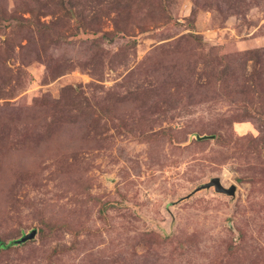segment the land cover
Instances as JSON below:
<instances>
[{
  "label": "rangeland",
  "instance_id": "rangeland-1",
  "mask_svg": "<svg viewBox=\"0 0 264 264\" xmlns=\"http://www.w3.org/2000/svg\"><path fill=\"white\" fill-rule=\"evenodd\" d=\"M32 229L0 264H264V0H0V242Z\"/></svg>",
  "mask_w": 264,
  "mask_h": 264
},
{
  "label": "water",
  "instance_id": "water-1",
  "mask_svg": "<svg viewBox=\"0 0 264 264\" xmlns=\"http://www.w3.org/2000/svg\"><path fill=\"white\" fill-rule=\"evenodd\" d=\"M202 137H206V136L204 135ZM210 187H212L215 190V192L222 193V194H225L227 196H234L235 191H236V185L235 184H231V185L226 187L221 183L220 178L217 176L210 178V180L208 182L200 184L199 186H197L195 188V190L197 191V190L206 189V188H210ZM35 234H36V230L32 229L30 232L25 233L21 238H19L18 242H24V241L34 237Z\"/></svg>",
  "mask_w": 264,
  "mask_h": 264
},
{
  "label": "trees",
  "instance_id": "trees-1",
  "mask_svg": "<svg viewBox=\"0 0 264 264\" xmlns=\"http://www.w3.org/2000/svg\"><path fill=\"white\" fill-rule=\"evenodd\" d=\"M24 235V234H23ZM25 242V241H24ZM14 243H18V240L16 239V240H14V241H12V242H10V243H3V242H0V247H2V248H8V247H10V244H14ZM21 243V242H20ZM23 243V242H22Z\"/></svg>",
  "mask_w": 264,
  "mask_h": 264
}]
</instances>
